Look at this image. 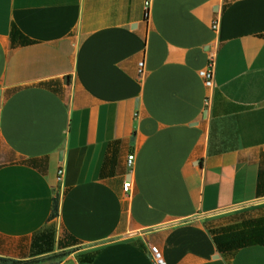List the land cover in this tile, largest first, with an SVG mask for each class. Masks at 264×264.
Listing matches in <instances>:
<instances>
[{
  "label": "crops",
  "instance_id": "0c3cea01",
  "mask_svg": "<svg viewBox=\"0 0 264 264\" xmlns=\"http://www.w3.org/2000/svg\"><path fill=\"white\" fill-rule=\"evenodd\" d=\"M255 224L264 0H0V256L52 229L73 249L58 264H153L150 245L166 264H264V240L216 241Z\"/></svg>",
  "mask_w": 264,
  "mask_h": 264
},
{
  "label": "trees",
  "instance_id": "16d2710c",
  "mask_svg": "<svg viewBox=\"0 0 264 264\" xmlns=\"http://www.w3.org/2000/svg\"><path fill=\"white\" fill-rule=\"evenodd\" d=\"M58 213V195H55L52 202V210L50 219L57 216ZM264 240V225L255 224L243 225L242 229L231 231L229 234L220 239H216L218 245H226L228 247L238 248L246 244L261 242ZM57 245H61L57 243ZM61 246L56 248L55 232L47 229L32 238L31 255L27 259H15L6 256H0V264H36L41 260H55V264L62 261L69 255L73 249ZM58 250V251H57ZM57 251V252H56Z\"/></svg>",
  "mask_w": 264,
  "mask_h": 264
},
{
  "label": "built area",
  "instance_id": "2783aa9c",
  "mask_svg": "<svg viewBox=\"0 0 264 264\" xmlns=\"http://www.w3.org/2000/svg\"><path fill=\"white\" fill-rule=\"evenodd\" d=\"M150 4H151V0H144V12L147 13L149 8H150ZM212 28L216 29L217 28V22L214 21L212 24ZM144 71V61L140 60L137 64V73H138V77H141ZM198 74L203 82V84L207 87V88H213L214 86V55L212 53V51L209 52L208 58H207V62L206 65L201 68L198 71ZM133 160H134V155L130 154L127 156V167L130 169L133 165ZM63 173V169L60 167L57 170V174H58V178H60V176ZM133 187V182L131 179H126L123 182L122 185V189L125 193H128L132 190ZM150 254H151V258H152V263L153 264H166L164 257L161 253V251L159 250V248L156 245H150L149 248Z\"/></svg>",
  "mask_w": 264,
  "mask_h": 264
},
{
  "label": "rangeland",
  "instance_id": "374dc122",
  "mask_svg": "<svg viewBox=\"0 0 264 264\" xmlns=\"http://www.w3.org/2000/svg\"><path fill=\"white\" fill-rule=\"evenodd\" d=\"M240 211H243V210H239V211H237V212H240ZM58 251V250H57ZM56 251V252H57ZM68 256V255H67ZM55 260H51V259H45V260H41V261H39L38 263H36V264H55Z\"/></svg>",
  "mask_w": 264,
  "mask_h": 264
}]
</instances>
